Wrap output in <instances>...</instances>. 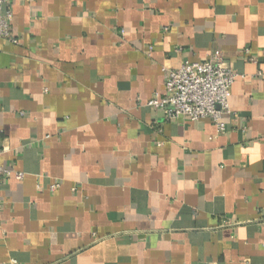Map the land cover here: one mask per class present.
I'll use <instances>...</instances> for the list:
<instances>
[{"label": "crops", "instance_id": "0c3cea01", "mask_svg": "<svg viewBox=\"0 0 264 264\" xmlns=\"http://www.w3.org/2000/svg\"><path fill=\"white\" fill-rule=\"evenodd\" d=\"M10 9L0 264H264V0ZM215 49L236 74L224 132L147 105Z\"/></svg>", "mask_w": 264, "mask_h": 264}, {"label": "built area", "instance_id": "2783aa9c", "mask_svg": "<svg viewBox=\"0 0 264 264\" xmlns=\"http://www.w3.org/2000/svg\"><path fill=\"white\" fill-rule=\"evenodd\" d=\"M15 0H0V37L17 43L11 35L10 23L12 12L10 4ZM33 3L35 0H21ZM245 52H248L247 50ZM165 85L162 95L154 94L147 102L153 109L161 111L165 121L188 118L198 121L209 118L217 133L226 130L222 116L229 112L230 88L235 79V72L223 59L217 49L209 53L203 61L184 60L178 68H164ZM1 156V149H0ZM11 171L1 164L0 159V191L6 177ZM22 173L16 174L20 178ZM58 183L49 187L54 190ZM2 203L0 200V211Z\"/></svg>", "mask_w": 264, "mask_h": 264}]
</instances>
